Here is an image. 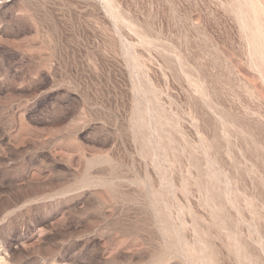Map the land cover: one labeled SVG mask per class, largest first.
<instances>
[{
    "label": "rangeland",
    "instance_id": "obj_1",
    "mask_svg": "<svg viewBox=\"0 0 264 264\" xmlns=\"http://www.w3.org/2000/svg\"><path fill=\"white\" fill-rule=\"evenodd\" d=\"M0 264H264V0H0Z\"/></svg>",
    "mask_w": 264,
    "mask_h": 264
}]
</instances>
